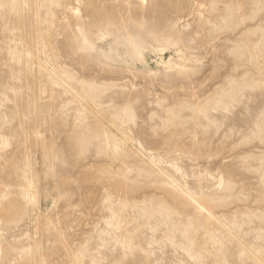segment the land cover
Wrapping results in <instances>:
<instances>
[{
  "label": "rangeland",
  "instance_id": "obj_1",
  "mask_svg": "<svg viewBox=\"0 0 264 264\" xmlns=\"http://www.w3.org/2000/svg\"><path fill=\"white\" fill-rule=\"evenodd\" d=\"M0 264H264V0H0Z\"/></svg>",
  "mask_w": 264,
  "mask_h": 264
},
{
  "label": "bare ground",
  "instance_id": "obj_2",
  "mask_svg": "<svg viewBox=\"0 0 264 264\" xmlns=\"http://www.w3.org/2000/svg\"><path fill=\"white\" fill-rule=\"evenodd\" d=\"M75 9H78L77 7H75Z\"/></svg>",
  "mask_w": 264,
  "mask_h": 264
}]
</instances>
